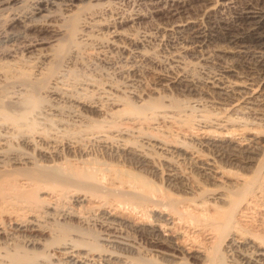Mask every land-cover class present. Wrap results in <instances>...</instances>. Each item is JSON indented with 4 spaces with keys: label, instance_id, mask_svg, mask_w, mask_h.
I'll list each match as a JSON object with an SVG mask.
<instances>
[{
    "label": "bare ground",
    "instance_id": "obj_1",
    "mask_svg": "<svg viewBox=\"0 0 264 264\" xmlns=\"http://www.w3.org/2000/svg\"><path fill=\"white\" fill-rule=\"evenodd\" d=\"M44 25L0 31V264H264V0H105L42 59Z\"/></svg>",
    "mask_w": 264,
    "mask_h": 264
},
{
    "label": "rangeland",
    "instance_id": "obj_2",
    "mask_svg": "<svg viewBox=\"0 0 264 264\" xmlns=\"http://www.w3.org/2000/svg\"><path fill=\"white\" fill-rule=\"evenodd\" d=\"M27 1V2H26ZM65 0H39L37 2V5L39 7L33 8V12H28L27 15L20 17L19 19H15L9 23H3V21H0V31L1 30H8L9 32H23L26 29V24L29 22H37L41 21V23L50 22L51 25H44L47 29H54V31H47L45 28L41 32H37L33 29H29L28 32L33 35L34 37H40L42 38V41H39L36 43L33 47L37 48L34 51L39 52L42 59L49 58L52 54L53 50H56L60 45L57 43L55 45H50L48 40H50L53 37L57 36V41H62L64 37H66L67 28L70 26L72 20L74 17H80L84 12L91 11L96 12L98 10V7L100 6V2H103L105 0H66L71 2L72 4L63 7L60 3ZM23 2L25 4H23ZM22 5H27V3L30 2V0H23ZM66 8H69L70 10H67ZM50 12H54L55 14L52 16H49L51 14ZM64 13H69L67 18L63 17ZM5 18V17H4ZM45 19V20H43ZM47 19V20H46ZM89 19V18H88ZM3 20V19H2ZM4 28V29H3ZM53 33H57L53 35ZM54 42V41H52ZM51 42V43H52ZM85 51V50H84ZM7 59H9V56H6ZM94 62H97V65L94 64ZM99 63V64H98ZM82 65V68L85 70L94 71L96 70L99 65H102V62L100 63L99 60H97L93 54L87 53L86 58H82V61L78 65ZM96 65V66H95ZM110 64L105 63L102 65L103 68L107 70H111ZM84 66V67H83ZM95 66L96 68H94ZM90 67V68H89ZM93 67V68H92ZM113 74V73H111ZM116 76V74H114ZM148 80H152L151 77H147ZM254 166H252L253 168ZM248 172V171H246Z\"/></svg>",
    "mask_w": 264,
    "mask_h": 264
}]
</instances>
